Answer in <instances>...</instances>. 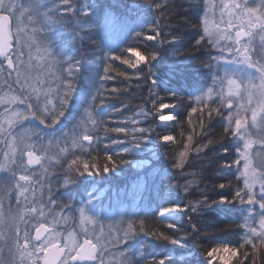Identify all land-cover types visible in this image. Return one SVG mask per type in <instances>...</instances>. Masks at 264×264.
Returning a JSON list of instances; mask_svg holds the SVG:
<instances>
[{
    "label": "snow or ice",
    "instance_id": "1",
    "mask_svg": "<svg viewBox=\"0 0 264 264\" xmlns=\"http://www.w3.org/2000/svg\"><path fill=\"white\" fill-rule=\"evenodd\" d=\"M148 2L151 3V0ZM132 6H135V3ZM185 7H201L203 11L200 19L192 23L187 17L179 15ZM74 8L73 0H55L52 8L41 6L39 0H0V78L7 89L5 94L0 96V144L3 145L0 151H3L4 157L3 162H0V173H4L0 176V233L3 234V239L0 240V264H133L119 246L135 233H145L157 239L179 243L178 239L163 231L146 229V220H140L138 228L136 221L132 219L117 221L120 227L116 228L115 236L111 229L107 230L105 235V229L90 227L94 225L95 217L88 214L84 207L75 210L79 214V231L68 233L67 238L56 230L59 221L55 217L51 222H39L46 219L44 207L49 202L42 201L39 207L35 206V181L30 172L33 166L42 165L45 159L51 158V149L59 147L61 140L67 144L70 137L73 148L86 154L83 151L85 142L89 152L99 147L102 138L98 135V130L102 128L106 136L111 132L125 134L124 141L110 140L111 144L126 142L129 145L114 154L105 152L107 163L102 168L94 161L90 163L88 159L83 160L81 168L78 163L81 156L73 152L75 158L67 169L72 178H66L64 181L68 184L72 183L77 175H101L127 163L125 156L138 148L148 138L147 133L152 131L151 128L135 126L108 128L104 126V115L98 114L99 107L107 102L104 96L105 83L115 78L110 74L113 69L108 63L109 59L119 60L140 72L138 69L142 64H149L157 56L155 48L142 53L140 45L131 42L118 53L105 51L102 57H99L104 61L103 70L95 81V92L84 105L87 106L85 112L88 116V120H84L85 126L77 123L71 130H65L60 136L49 138L45 143V137L38 129L31 126L25 128L22 125L26 119L33 118L46 127H52L65 113L75 87L73 81L79 61H69L65 67L62 59L68 58L58 59L44 33L53 25H63L67 20L75 19ZM155 9L160 15L148 29L153 34L143 31L133 35L143 37L145 44L147 41L158 40L160 43H166L167 41L160 40L161 29L169 27V24L161 22L165 15L177 17L189 27L202 28V35L195 41L193 49L205 46L202 42L206 41L207 45L217 49L218 54L209 57L208 62H201L212 70V86L207 92L196 96L195 100L207 106L215 94L220 106L209 111L208 119L213 118V113L221 116L223 133L220 139L224 140L230 136L238 141L236 158L230 163H223L225 167H235L234 179L237 183L234 185L233 181L229 180L218 185L219 188H234L231 199L220 196L218 200L213 201L204 195L202 199H197L195 204L189 201L183 205L174 204L162 208L159 215L164 216L172 211L197 213L200 208L218 202L237 201L246 205L243 224L239 225L244 229L243 242L238 246L220 243L206 249L203 254L207 264H233L234 258L241 255L240 250L250 246L252 264H257V258L264 257V0H182L180 5H177L176 0H167L163 6L156 4ZM88 15L89 10L82 7L79 19ZM224 24L226 27L222 28L221 25ZM34 72L38 74L33 75ZM117 74L126 76L125 72L118 70ZM147 75L151 80L150 89H155L152 85L156 81L150 70ZM119 91L113 88L112 94L117 95ZM151 95L154 96L155 92H151ZM171 98L175 100L176 94L171 93ZM97 100L99 104L96 103ZM157 102L153 101V107ZM177 107L179 105L159 103V110L153 115L160 122H171L175 116L171 112L167 115L161 114L160 110ZM222 109L227 112L226 116ZM204 110V107H191L189 124L192 114L199 111L200 126L204 129ZM142 115L146 117L148 113L144 112ZM81 119L83 120V114ZM89 123L91 127L86 126ZM135 123L133 120L132 124ZM160 140L174 142L175 137L163 135ZM187 140L191 142L193 136L189 135ZM217 142L209 140L202 147H198L197 152H203L205 148ZM189 150L190 144L184 143V150L179 152L180 159L173 167L182 168ZM37 151L44 155H37ZM66 151L67 148H59L58 155ZM221 151L227 152L228 149ZM184 192H188L187 185L184 186ZM13 196L15 206L12 204ZM50 203L56 202L51 200ZM67 207L68 205H65V208ZM155 220L163 224L160 219ZM189 220L191 222V217ZM48 223H51L52 227H49ZM236 226V223L226 225ZM33 227L34 235L31 231ZM168 227L175 228V225L170 224ZM192 227L195 229L196 225L193 223ZM110 256L111 259L106 261ZM243 257L239 264H246L249 252L244 251ZM150 264H164V259L153 260Z\"/></svg>",
    "mask_w": 264,
    "mask_h": 264
},
{
    "label": "trees",
    "instance_id": "2",
    "mask_svg": "<svg viewBox=\"0 0 264 264\" xmlns=\"http://www.w3.org/2000/svg\"><path fill=\"white\" fill-rule=\"evenodd\" d=\"M166 2L167 0H151V3L148 0H73L76 18L67 20L63 25H53L44 33L58 59L68 58V60L62 59L65 67L69 61H79L73 81L75 84L73 94L63 117L57 124L46 127L38 120L35 121L40 130L48 131L47 134L50 136L72 128L79 123L87 107L84 105L95 92V81L102 74L104 63L99 57H102L105 51L118 53L129 46L130 42L139 44L142 53L155 48L156 58L147 65L142 64L138 69L140 72L122 64L119 60L109 59L108 63L113 69L110 74L115 78L106 81L104 96L107 102L98 109V114L104 115V126L151 128L152 131L147 133L148 138L125 156L127 163L118 165L116 169L101 175H77L72 183L66 184L65 179L72 178L67 169L75 155L81 156L78 162L81 168L84 159H88L90 163L94 161L102 168L107 163L105 152L114 154L122 147H129L126 142L110 143V140L124 141L125 134L111 132L106 136L100 128L98 135L102 136L103 143H99V147L90 152L84 149L86 154H82L80 149L71 150L57 164L53 174L52 189L55 193L52 197L58 205L64 207L68 205L76 209L80 204L76 200L79 195L75 194L78 190L89 192L102 188L103 185L111 189L114 184L118 188L123 187L124 198L118 197L125 201L127 211L120 214L114 211L113 218L117 217L116 221L132 219L136 221L138 228L139 221L146 220V229L154 232L163 231L179 240V243H172L145 233L131 235L120 244V247L126 249L133 264H150L151 261L160 259H164V264H207L203 254L206 249L220 243L238 246L243 242L244 229L239 225L243 224L242 218L246 214L247 206L237 201L218 202L200 208L197 213L179 211L173 216L164 218L158 215L162 208L174 204L183 205L189 201L195 204L196 200L202 199L204 195L213 201L218 200L220 196L231 199L234 188H219L218 185L229 180H232L234 185L237 183L234 179L235 167L223 165L224 161L230 163L236 158V140L230 136L224 140L220 139L223 133L221 116L213 113V118L208 119L209 111L218 108L220 101L212 99L208 101L207 106H204L193 100L194 96L212 81V70L201 62H208L209 57L217 54L216 49L207 45L206 41L202 42L205 46L193 49L195 41L202 35V28L189 27L183 20L165 15L161 22L169 24V27L161 29L160 40H165L166 43H160L158 40L147 41L145 44L143 37L133 35L143 31L153 34L148 29L160 15L155 5L163 6ZM181 2L182 0H176L177 5ZM39 3L43 7L52 8L55 0H39ZM133 3L135 6H132ZM82 7L89 10V15L79 19ZM202 11L201 7H185L179 15L195 23L200 19ZM107 13L112 14L116 22L121 25L116 37L113 38L117 42L114 47L109 46L111 39L107 40V37L96 29L97 23ZM131 58L135 59V57ZM117 70L125 72L126 76H119ZM149 70L156 81L152 85L155 89H150L151 80L147 75ZM82 87L86 88L84 100L79 98ZM113 88L119 89V94L113 95ZM151 92H155V95H151ZM171 93L176 94L175 100L171 98ZM153 101H158L155 107ZM96 103L99 104V100ZM159 103L179 105L177 108L160 110L161 114L165 115L171 112L175 116L173 121L162 123L155 118L153 114L159 110ZM193 106L198 109L205 108L204 129L200 126L199 111L192 114L189 124V112ZM222 111L226 116L225 110ZM144 112L148 113L146 117L142 115ZM133 120L136 122L135 125L132 124ZM163 135H172L175 141L163 142L160 140ZM189 135L193 136L191 142L187 140ZM209 140L218 142L205 148L203 152H197V148L202 147ZM186 142L190 144L187 159L182 168H175L173 164L180 159L179 152L184 150ZM105 145L107 146L104 147ZM225 148L228 149L227 152L221 151ZM73 152L75 155L72 154ZM140 171L147 173V176L139 174ZM140 176H143L141 183L138 182L133 187L128 185L130 179L134 180L135 177ZM185 185L188 186L187 193L184 192ZM89 194L92 195L89 192L84 197H88ZM66 198L69 200L66 201ZM98 205L99 207L95 206V214L98 220H102L106 209L101 204ZM155 219H160L163 224ZM193 223L196 225L195 229L192 227ZM231 223H236L237 226L226 227ZM170 224H174L175 228L168 227ZM244 251L249 252L246 264H252L250 246L240 250L241 255L239 258H234L233 264H239V260L244 259ZM262 261L264 257L257 258V264H262Z\"/></svg>",
    "mask_w": 264,
    "mask_h": 264
},
{
    "label": "rangeland",
    "instance_id": "3",
    "mask_svg": "<svg viewBox=\"0 0 264 264\" xmlns=\"http://www.w3.org/2000/svg\"><path fill=\"white\" fill-rule=\"evenodd\" d=\"M31 27V25H29V28ZM221 27H226V24L221 25ZM257 39H259L257 37ZM51 48V47H50ZM52 52L55 54V51L51 48ZM217 51V49H216ZM218 54V52H217ZM216 54V55H217ZM27 58V57H25ZM241 72L243 71V69L240 70ZM38 73H33V75H37ZM212 84L210 86H208L206 89H204L201 93L203 92H207L208 88L211 87ZM7 91L4 83H3V79L0 78V96L4 95L5 92ZM198 94L197 96L201 95ZM212 99H216L219 100L215 94L212 95ZM0 111H2V108H0ZM226 112V111H225ZM227 115V112H226ZM84 120H88V116L87 113L85 112V109L83 111V120L80 119L79 123L81 124V126H85L84 125ZM22 125L25 126V128L31 126L33 128H36L40 131V133L45 137L44 138V142L47 143L49 138H53V137H58L61 135V133L58 134H53L50 136V134H47L48 131H41L40 128L38 127L35 119L33 118H28L25 121L22 122ZM88 127H91L90 123L88 125H86ZM68 130H71V128H69ZM64 132V131H63ZM237 145H238V141H236ZM87 145V142H85V148ZM3 148V145L0 144V149ZM59 148H67V151L63 154H59ZM76 148H73L72 144H71V138L69 137L68 143L65 144V142L63 140H61V143L59 145V147H53L51 149L50 152V159H45L42 165H37V166H33L30 172V175H32L33 180L35 181V184L33 185L34 189H35V198H36V205L37 207L40 206L41 202H49L45 205L44 207V211L46 214V219H41L39 222L40 223H47V222H51L53 220V218L55 217L59 223L56 224V230L61 232L63 234L64 238H67L68 233H76L79 231V225H80V221H79V214L77 211H65V209H57L55 208V203H50L51 200H54L52 198V193H55V191L52 189V184H53V174H54V169L57 166V164L71 151L74 150ZM37 155H41L43 156L44 154L41 153L40 151H37ZM4 157H3V151H0V162H3ZM25 161H26V157H25ZM4 173H0V176H3ZM14 183V182H13ZM50 190V191H49ZM0 195H2V192H0ZM87 200H89L90 202L94 200V197L91 196V194H89V197H86ZM55 201V200H54ZM12 204L13 206H15L16 201H15V197H12ZM5 207H7V199H5ZM86 212L88 214H90L89 210L86 209ZM161 211V210H160ZM174 211L166 213L164 216H160L161 218L164 217H170L174 214H172ZM160 213V212H159ZM178 213V212H177ZM176 213V214H177ZM92 215V214H90ZM110 216H108L106 218V220L104 222L102 221H97L95 218L94 221V225L90 226V227H95L97 230H99L100 228L105 229V235H107V230L111 229L113 236H115L116 234V228L119 227V225L114 221L116 220L117 217H115L113 219V217H111V213H109ZM93 216V215H92ZM66 217L67 219H62ZM104 220V218H103ZM35 223V222H34ZM38 226V224L36 225ZM49 227H52L51 223H48ZM32 234H35V229L34 227L31 229ZM3 239V234L0 233V240ZM81 239H83L81 237ZM120 250L124 253L125 256H128L126 249L124 248H120ZM5 254L7 253V250L5 249ZM114 251V250H113ZM111 259L110 257L106 258V261Z\"/></svg>",
    "mask_w": 264,
    "mask_h": 264
},
{
    "label": "bare ground",
    "instance_id": "4",
    "mask_svg": "<svg viewBox=\"0 0 264 264\" xmlns=\"http://www.w3.org/2000/svg\"><path fill=\"white\" fill-rule=\"evenodd\" d=\"M120 28H121V25H119L116 22L115 17L112 14H109V13H107V15L104 18H102V20H100L97 23V26H96V29H98V32L101 35L106 36L107 37V40L111 39L110 40V43H109V46L110 47H114L116 45L117 42H115L113 38L116 37L115 35L117 34V32H118V30ZM210 85H211V81L209 82V84L204 89H206ZM204 89H202L201 91H199V93H197L194 96V98H193L194 101H196L195 100V97L198 94H200ZM85 90H86L85 87H82V91L80 89L79 98H82L83 100L86 97ZM196 102H198V101H196ZM99 136L102 137L101 135H99ZM102 141L103 140H101V142ZM101 142H100V144H101ZM84 149L85 150H88L87 148H84ZM139 174H142L143 176H147L146 175L147 173L142 172V171H140ZM143 176H140L139 178L138 177H135L134 180H131L130 179L129 182H128V185L130 184V186L133 187V186L137 185L138 182L141 183L140 181H143ZM94 184H96V183H94ZM97 184H99V183H97ZM126 185H127V183H126ZM123 189H124L123 187L118 188L114 184L111 189H108L107 186L103 185L102 188H99V189L96 188V189H94L92 191H89V192L92 193V195L94 197V200L93 201H95L94 203H91L90 204L91 209H93V211H95V206L97 205L99 207V205H98V203H99V204L102 205V207L104 209L111 207L112 210L115 211L116 214H120V213L126 212L127 211V206H126L125 201H122L118 197V196H122V199L124 198V196H123V193H124ZM89 192H88V190H82V189L81 190H78V192L75 193V194H78L79 195L78 197H76V200L79 201V202H82L83 200H85V197H84L85 194L86 193H89ZM80 207H84V206L82 204H79V205L76 206V209H74V208H71V207L65 208L62 205L59 209L60 210L65 209V211L67 212V211H70L69 209H71L72 211H75V210L79 209ZM177 212L179 213V211H176V213ZM174 215H175V213H174Z\"/></svg>",
    "mask_w": 264,
    "mask_h": 264
}]
</instances>
